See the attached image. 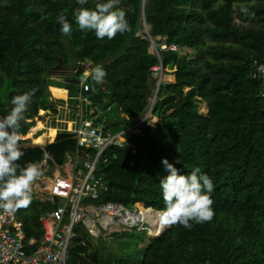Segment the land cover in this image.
<instances>
[{"label":"trees","instance_id":"1","mask_svg":"<svg viewBox=\"0 0 264 264\" xmlns=\"http://www.w3.org/2000/svg\"><path fill=\"white\" fill-rule=\"evenodd\" d=\"M103 2L0 0V116L10 111L13 96L33 89L21 136L40 110L56 113L49 89L54 98L67 90L68 105L79 109L81 86L71 77L80 76L77 72L89 62L107 75L103 83L90 75L86 81L116 110L114 119L103 123L105 129L117 133L132 126L147 111L156 87L150 68L158 60L142 32L145 22L155 42L166 37L168 44L189 49L191 57L160 53L163 70H173L174 82L159 85L150 112L156 123L144 124L143 136L124 133L123 147L105 151L116 158L98 164L97 174L108 189L95 203L163 210L160 180L168 173L161 161L167 159L181 174L199 168L211 178L215 215L204 223L190 222L191 229L177 224L147 238L138 260H101L99 247L78 224L67 264H264V91L250 77L252 60L264 58V0H120L117 7L126 12L130 30L111 40L79 30L73 16L78 7L94 10ZM60 15L72 25L68 36L60 31ZM56 69L71 70L70 76L63 75L64 84L51 79ZM201 104L206 114L199 111ZM117 118L121 124L114 123ZM28 142L20 138L21 144ZM21 150L20 165L45 162L54 169L76 151V139L65 129L44 148ZM79 153L83 156L84 148ZM56 203L41 201L32 189L30 206L16 211L27 240L40 239V218ZM143 212H149L145 217L153 234L162 233L159 214Z\"/></svg>","mask_w":264,"mask_h":264},{"label":"built area","instance_id":"2","mask_svg":"<svg viewBox=\"0 0 264 264\" xmlns=\"http://www.w3.org/2000/svg\"><path fill=\"white\" fill-rule=\"evenodd\" d=\"M143 25L149 46L150 48L153 46L150 53L158 60V63L150 68L151 78L155 80L156 85L153 97L149 98L147 112H151L164 74L160 53L177 52L186 56L191 52L186 47L168 44L166 37H157L155 42L146 30L145 22ZM251 69V79L261 82L264 91V58L252 60ZM86 78L80 84L78 104L80 113L75 115L67 129L76 139V151L72 154L75 156L78 171L72 177L61 172L48 177V165L45 162L37 165L41 170V177L47 181L44 189L40 186L32 189L38 193L41 201H57V204L40 218L43 233L39 240L32 238L27 240L23 223L18 219L16 212L10 215L0 210V264H67L69 246L78 224H83L88 234L94 237L105 233L104 237L107 235L110 238V233L113 232L112 224L116 223L117 226L126 228L136 225L140 218L144 220L139 203L126 207L111 202L100 204L95 202L108 189L104 177L97 174L98 164H106L110 159L116 158L115 153L109 156L105 151L110 146L123 147L126 144L124 133L143 136L142 129L147 116L117 133L105 129L103 123L106 119L88 109L93 104L89 96L96 94L97 90L86 81ZM111 108V105L107 107L108 110ZM25 139L27 138L22 140ZM83 148L85 153L81 156L79 150ZM90 150L94 153L92 154ZM141 207L143 211L150 210L143 204ZM97 224L104 230L98 229Z\"/></svg>","mask_w":264,"mask_h":264},{"label":"clouds","instance_id":"3","mask_svg":"<svg viewBox=\"0 0 264 264\" xmlns=\"http://www.w3.org/2000/svg\"><path fill=\"white\" fill-rule=\"evenodd\" d=\"M84 5L87 0H77ZM120 0H107L96 3L95 8L78 7L73 16L79 30L94 31L97 39L109 40L117 33L130 30L126 12L119 7ZM60 31L68 36L72 25L64 15L58 16ZM148 31V30H147ZM149 32V31H148ZM89 75L96 83H103L107 75L102 66L90 69ZM35 96V89L11 98V109L0 116V210L14 214L26 209L32 202V185L41 176V170L35 163L20 165L18 161L24 155L20 143V122L25 118L29 105ZM48 155V154H45ZM167 175L160 180L164 208L159 212L160 230L174 225L191 229L192 223H204L212 220L215 213L212 208L211 193L213 182L199 168L189 174H181L167 159H162Z\"/></svg>","mask_w":264,"mask_h":264},{"label":"rangeland","instance_id":"4","mask_svg":"<svg viewBox=\"0 0 264 264\" xmlns=\"http://www.w3.org/2000/svg\"><path fill=\"white\" fill-rule=\"evenodd\" d=\"M145 28H146V24H145ZM144 31H145V29L142 30V32H144ZM151 48L149 46V50L153 51V46ZM186 56L191 57V54L187 53ZM91 68H93L92 65L89 62H85L82 65V68L79 69V71L77 72L78 74L80 73V76L73 75L71 77V79H76V80H79L80 82H82L86 78L85 75L87 76L89 74V71ZM71 73H72L71 70H68V69H66V70L56 69V70L52 71L51 79L54 82L64 84L65 79L63 78L64 77L63 75H69L70 76ZM170 76H171V78L168 79V77H170ZM163 77H167V78H163ZM172 77H173V79H172ZM56 79H58V80H56ZM162 81L163 82H161V83H172V82H174L173 70H166L165 69L164 74L162 76ZM65 90H66V88H65ZM49 92H51V91L49 90ZM64 96H65L64 98H54V96H52V93H50L51 100L54 102V106L56 108V113L52 114V113H50L49 110L44 111V112L39 111L38 116L31 120V122L33 123V126L30 128V130L28 131V133L25 136L20 135V138L21 139L27 138L32 142L31 136H34V135H31L30 133H32V129L34 128V125H36L37 122H39V121H41V123L44 125L43 130H42L44 133H46V131H48L50 128H55L56 133H61L63 130L68 129L70 123H66L67 119L69 120V122H71V120L75 119V115L77 113H80V109L78 111L77 108L73 109L68 105V102H67L68 92H67V94L65 93ZM109 105H111V101L109 100V98L102 97V100L100 102L91 104L88 107V109H89V111H92V110L95 111L101 118H105L106 120L114 119V116L116 114V110H115V108H113L112 111L108 110L107 107ZM147 111H148V109H147ZM147 111L145 113H147ZM199 111L203 114H206L207 106L205 104L199 105ZM149 113L150 112H148V114ZM148 114H146L147 119H146V123H144V124L154 125L157 121V118H154L151 116V114H149V115ZM144 115H143V117H141V119L145 117ZM37 120H39V121H37ZM152 120H156V121L152 123ZM114 123L115 124H118V123L121 124L122 120L120 118H117V119H115ZM41 133H42L41 131L38 132V134H40V135H41ZM38 134L35 136L37 137ZM28 136H30V137H28ZM51 140H52V138H51ZM48 142H50V140L48 137H46V138L42 139L41 143L46 144ZM70 161H72V159H70ZM61 169H63V166L61 167ZM52 171H54V170L48 166V172L52 173ZM48 172H47V174H49ZM48 177H51V174H49ZM46 181H47V179L42 178L40 176L33 183L32 187L36 188V187L40 186V188L44 189ZM42 191H44V190H42ZM141 209L142 208L140 207V210ZM146 209H148V208H146ZM153 213H155L156 215L159 214L158 212H153ZM144 219L145 220L140 218V221L136 225H134L133 227L124 228L122 225H121L122 227H120V226H117L116 223L112 224V231L113 232L110 233V238L107 235H105V237H104L105 233L99 234L96 237L89 234L88 238L90 240H92V242L95 243L99 247V258L101 260H113V259H120V258L121 259L128 258V259L138 260L142 255L143 249L147 245V241H148L147 238H156V237L160 236L161 234H163L169 228V227L165 228L164 231L160 234H157V235L155 233L153 234L154 228L150 225V223L148 221H146L145 216H144ZM97 228L100 229L101 231L104 230L100 224H97ZM114 230H116V231H114ZM104 240H106V241H104Z\"/></svg>","mask_w":264,"mask_h":264},{"label":"crops","instance_id":"5","mask_svg":"<svg viewBox=\"0 0 264 264\" xmlns=\"http://www.w3.org/2000/svg\"><path fill=\"white\" fill-rule=\"evenodd\" d=\"M89 75V74H88ZM87 75V76H88ZM86 75H85V77H87ZM56 80H58V79H56ZM66 81V80H65ZM58 88H63L64 90H65V88L64 87H62V86H57ZM50 88V87H49ZM48 88V89H49ZM51 93V92H50ZM66 94H67V91H66ZM65 97V96H64ZM41 112H44L43 110H40ZM41 114V113H40ZM42 115V114H41ZM66 121V120H65ZM66 123H70L69 122V120L67 119V121H66ZM112 122L111 121H109L108 122V124H111ZM69 126H70V124H69ZM39 131H41L42 133H44L42 130H38V131H36L35 132V134H34V136L35 135H37L38 134V132ZM49 132H51V134H52V137H48L49 138V140H50V142L51 141H53L54 140V138H55V135L57 134L56 132H55V128H50L49 130H48ZM62 131V130H61ZM63 132V131H62ZM41 133V134H42ZM40 134H38V136H39ZM36 137V136H35ZM51 138H52V140H51ZM70 159H72V161H70ZM75 163H76V160H75V156H73V154L70 152V153H68L67 154V158H66V162H65V164L63 165V169H61V167H56V168H54L53 170L54 171H52V173H49V174H54V173H60L61 171V173H63V174H65L66 176H68V177H72L75 173H76V171H78V166H75ZM59 168V169H58ZM48 174V175H49ZM34 190V189H33ZM34 194H35V196H36V198H38V193H35V191H34ZM39 199V198H38ZM57 204V203H56Z\"/></svg>","mask_w":264,"mask_h":264},{"label":"water","instance_id":"6","mask_svg":"<svg viewBox=\"0 0 264 264\" xmlns=\"http://www.w3.org/2000/svg\"><path fill=\"white\" fill-rule=\"evenodd\" d=\"M142 3L144 4V0H142ZM146 24V23H145ZM147 26L148 25H146V29L149 31V26H148V28H147ZM80 81L79 80H77V81H75V84L76 85H80ZM89 100L92 102V103H98V102H100V100H101V98H100V95L99 94H92V95H90L89 96ZM146 114H148V112L147 113H145V115ZM144 115V116H145ZM51 142H53V141H51ZM51 142H48V143H51ZM22 145V147L21 148H24V149H27V148H36V147H39V148H44L46 145H47V143L46 144H42V143H33V142H28V143H22L21 144ZM148 209H150V208H148ZM150 210H152V209H150ZM152 211H154V210H152ZM155 212H160V211H155Z\"/></svg>","mask_w":264,"mask_h":264},{"label":"bare ground","instance_id":"7","mask_svg":"<svg viewBox=\"0 0 264 264\" xmlns=\"http://www.w3.org/2000/svg\"><path fill=\"white\" fill-rule=\"evenodd\" d=\"M147 28H148V26H147ZM163 78H167V77H163ZM168 79H170L169 77H168ZM161 82H163V81H161ZM50 90V89H49ZM58 98H64V97H58ZM149 115V114H148ZM155 118V117H154ZM156 120H152V123L153 122H155ZM43 124L41 123V122H37V124L34 126V128L32 129V133H30L31 135H34L35 134V132L36 131H38V130H43ZM145 126V125H144ZM50 135H51V132H49V131H46V133H42L41 135H39V136H37V137H35V136H31V138L32 139H37V140H42L43 138H46V137H50ZM52 143V142H51ZM143 209H141L140 210V212H143L142 211ZM150 212V211H149ZM148 212V213H149ZM148 213H145V212H143V216H147L148 215ZM149 220H150V218H149Z\"/></svg>","mask_w":264,"mask_h":264}]
</instances>
